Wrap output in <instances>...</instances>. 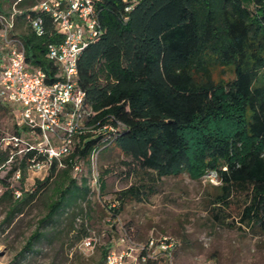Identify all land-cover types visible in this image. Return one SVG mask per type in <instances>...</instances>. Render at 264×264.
Returning a JSON list of instances; mask_svg holds the SVG:
<instances>
[{
  "label": "trees",
  "instance_id": "trees-1",
  "mask_svg": "<svg viewBox=\"0 0 264 264\" xmlns=\"http://www.w3.org/2000/svg\"><path fill=\"white\" fill-rule=\"evenodd\" d=\"M43 1L0 0V17L14 15L10 37L23 43L28 65L44 70L50 84L58 66L47 49L63 36L49 14L34 10ZM97 13L102 33L78 60L79 88L92 114L75 135L72 153L49 161L45 177L31 190L22 187L20 196L11 179L25 185L33 161L48 157L30 148L38 140L19 126L18 105L0 98V113L13 116L11 137L26 142L5 149L0 142V170L10 168L0 179L6 220L52 190L15 259L37 253L51 235L76 231L82 242L95 233L85 205L91 212L92 198L101 200L110 172L95 174L96 154L126 158L123 164L136 174L114 203L101 207V217L116 220L128 203L149 202L165 178L200 181L215 173L219 184L209 199L214 224L264 239V0H99ZM28 15L44 19V35L32 30ZM8 52L0 36V65ZM219 68H233L234 77L215 81ZM64 220L70 227L63 228ZM101 242L95 264H106L113 248Z\"/></svg>",
  "mask_w": 264,
  "mask_h": 264
},
{
  "label": "rangeland",
  "instance_id": "rangeland-1",
  "mask_svg": "<svg viewBox=\"0 0 264 264\" xmlns=\"http://www.w3.org/2000/svg\"><path fill=\"white\" fill-rule=\"evenodd\" d=\"M233 77V68H219L214 75L218 82L229 81ZM13 121L10 113H0V138L9 139L12 136ZM0 142L3 149L9 146V140ZM123 160L127 159L117 156L102 159L100 156L95 160V174L104 170L110 172L105 176L107 186L101 200L97 196L92 198L91 212L87 205L85 207L90 213L88 225L103 245L111 242V251L131 252L125 264H146L141 259V247L151 238L157 244L163 237H168V243H173V246L167 254L155 246L147 264H264L263 237L214 224L209 215V199L218 183L209 176L200 181H194L187 175L165 178L159 194L149 202L128 203L116 220L109 216L101 217V207L114 203L115 194L136 181L133 168L125 166ZM9 169L0 170V179L6 177ZM46 173V169L31 170L25 185L11 179V187L16 189L17 194L22 193V187L26 191L31 190L35 181L43 179ZM2 191L0 184V195ZM51 194L50 188L45 189L36 200L24 205L23 212L13 220H6L7 204L0 206V264H95L100 259L99 245L94 251L84 252L81 242L75 237L76 231L69 234L63 232L58 235L60 238L51 235L50 241L44 240L37 245V253L15 259L38 220L45 214ZM63 223V228L70 227L67 220ZM80 225L81 222H77L76 227ZM125 236L126 241H122Z\"/></svg>",
  "mask_w": 264,
  "mask_h": 264
},
{
  "label": "built area",
  "instance_id": "built-area-1",
  "mask_svg": "<svg viewBox=\"0 0 264 264\" xmlns=\"http://www.w3.org/2000/svg\"><path fill=\"white\" fill-rule=\"evenodd\" d=\"M98 1L45 0L34 8L49 14L55 29L63 36L61 43L50 44L47 49V57L58 66L55 81L50 84L46 82L44 70L31 69L28 65L23 43L10 37V30L15 26L14 15L8 20L0 17V36L9 49L4 63L0 65V98L18 105L16 114L19 126L30 128L32 136L38 140L36 146L30 148H37L48 157L43 162L33 161L31 170L46 169L47 172L49 161L69 156L73 151L75 135L83 129L85 120L92 114L86 104V93L79 88L78 60L102 33L98 21ZM28 21L35 33L40 36L46 33L43 18L28 15ZM6 140L15 147L26 143L24 138L19 137L3 139ZM93 159L95 163L98 154ZM80 171V165L76 166L75 176ZM208 176L219 184L215 173ZM19 177L20 174H17ZM126 239L127 236L122 241ZM99 242L100 237L93 232L82 240L80 247L84 252L94 251ZM168 242V237H163L157 244L151 238L141 247V252H146L142 261L152 258L155 246L168 253V249L173 246V243ZM130 256L129 250L120 253L111 251L106 264H125Z\"/></svg>",
  "mask_w": 264,
  "mask_h": 264
}]
</instances>
